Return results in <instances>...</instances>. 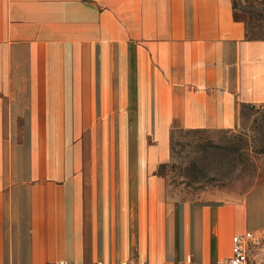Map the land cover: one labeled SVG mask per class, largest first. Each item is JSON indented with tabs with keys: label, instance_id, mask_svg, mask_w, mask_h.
I'll return each mask as SVG.
<instances>
[{
	"label": "crops",
	"instance_id": "1",
	"mask_svg": "<svg viewBox=\"0 0 264 264\" xmlns=\"http://www.w3.org/2000/svg\"><path fill=\"white\" fill-rule=\"evenodd\" d=\"M233 0H0V264L226 258L264 182L178 199L181 130L264 107V37Z\"/></svg>",
	"mask_w": 264,
	"mask_h": 264
},
{
	"label": "rangeland",
	"instance_id": "2",
	"mask_svg": "<svg viewBox=\"0 0 264 264\" xmlns=\"http://www.w3.org/2000/svg\"><path fill=\"white\" fill-rule=\"evenodd\" d=\"M248 34L264 37V0H233ZM168 193L178 199L214 192L243 196L264 182V107L246 106L236 128L181 130L172 137V158L164 169ZM247 244L246 264H264V231Z\"/></svg>",
	"mask_w": 264,
	"mask_h": 264
},
{
	"label": "built area",
	"instance_id": "3",
	"mask_svg": "<svg viewBox=\"0 0 264 264\" xmlns=\"http://www.w3.org/2000/svg\"><path fill=\"white\" fill-rule=\"evenodd\" d=\"M264 238V236H261ZM256 238L255 232L247 230L243 233H237L232 237V247L231 253L228 257L218 259L215 261L208 262H196L192 255H188L186 259L182 262L166 261L160 264H246L247 262V244L250 240ZM52 264H79L74 261L66 259H58ZM94 264H133L127 261H119L117 263H105L102 261H97Z\"/></svg>",
	"mask_w": 264,
	"mask_h": 264
}]
</instances>
